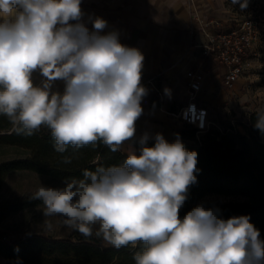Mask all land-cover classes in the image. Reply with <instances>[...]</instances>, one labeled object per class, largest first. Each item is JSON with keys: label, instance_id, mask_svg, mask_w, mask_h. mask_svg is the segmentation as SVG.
<instances>
[{"label": "clouds", "instance_id": "1", "mask_svg": "<svg viewBox=\"0 0 264 264\" xmlns=\"http://www.w3.org/2000/svg\"><path fill=\"white\" fill-rule=\"evenodd\" d=\"M230 2L241 11L248 7V0ZM81 5L0 0V116L26 137L47 128L56 153L100 144L118 152L127 145L125 157L85 168L82 178L65 177L60 187L42 184L30 199L42 203L45 217H60L86 240L138 248L134 264H264V239L249 215L225 218L206 202L180 215L197 183L198 153L178 133L172 142L160 132L136 137L148 95L145 57L122 44L118 30L105 32L102 17L85 19ZM255 117L264 136V110Z\"/></svg>", "mask_w": 264, "mask_h": 264}, {"label": "trees", "instance_id": "2", "mask_svg": "<svg viewBox=\"0 0 264 264\" xmlns=\"http://www.w3.org/2000/svg\"><path fill=\"white\" fill-rule=\"evenodd\" d=\"M256 113L248 120L236 123L227 121L220 128L209 127L201 136L197 128L182 131L181 138L189 151L198 153L197 183L189 190L180 215L183 216L209 194L238 199L208 201L223 210L225 218L232 215H249L250 222L260 230L264 239V136L254 127ZM154 140H149L151 146ZM50 130L42 128L33 136L17 134L13 125L0 116V147H12L18 155L0 162V190L9 173L30 170L62 180L65 177L82 178V170H95L99 165L119 164L123 151L111 152L100 144L80 149L71 146L63 154L56 153ZM71 157L70 164L63 157ZM30 196L15 201H0V224L11 214L27 207L42 204ZM18 249V251L16 250ZM131 246L115 249L101 240L80 236L54 239L41 234L28 235L18 240H6L0 232V255L4 264H134Z\"/></svg>", "mask_w": 264, "mask_h": 264}, {"label": "crops", "instance_id": "3", "mask_svg": "<svg viewBox=\"0 0 264 264\" xmlns=\"http://www.w3.org/2000/svg\"><path fill=\"white\" fill-rule=\"evenodd\" d=\"M208 4L209 0H82L85 19L88 14L102 17L108 22L105 32L118 30L120 42L138 48L145 57L142 84L148 95L136 123L137 138L144 132L152 136L160 132L169 142L177 133L181 138L184 122L174 113L188 102L187 72L205 75L203 90L208 72L220 70L222 74V66L205 54L203 45L208 39L196 23V16L213 19L204 13ZM34 79L39 83L38 75ZM56 87L63 91L62 82ZM165 87L171 90L170 96L164 94Z\"/></svg>", "mask_w": 264, "mask_h": 264}, {"label": "rangeland", "instance_id": "4", "mask_svg": "<svg viewBox=\"0 0 264 264\" xmlns=\"http://www.w3.org/2000/svg\"><path fill=\"white\" fill-rule=\"evenodd\" d=\"M204 13L219 22L221 30H240L249 27L255 35L245 68L237 82L227 87L222 82L220 70L207 73L206 85L201 91L200 104L204 108L199 124L193 126L185 123L182 131L197 128V136H201L209 127L220 128L222 123L238 120L246 121L253 113L264 110V0H248L247 9L241 11L239 5L233 6L230 0H209ZM211 20V19H210ZM215 67L216 64L214 63ZM203 128V129H202ZM187 141V140H185ZM18 155L12 147H0V162ZM60 187L62 180L38 174L30 170L12 171L6 177L0 190V201H15L32 195L41 185ZM238 198L219 194H209L200 202L229 201ZM51 225V228L48 225ZM0 232L6 240H18L28 235H45L54 239L82 236L78 231L66 228L58 216L45 217L43 205L27 207L9 215L1 224ZM101 240V239H99ZM105 245L107 242L101 240ZM5 260L0 255V264Z\"/></svg>", "mask_w": 264, "mask_h": 264}, {"label": "built area", "instance_id": "5", "mask_svg": "<svg viewBox=\"0 0 264 264\" xmlns=\"http://www.w3.org/2000/svg\"><path fill=\"white\" fill-rule=\"evenodd\" d=\"M196 23L208 39V42L203 45L205 54L213 57L222 66L223 84L227 87L233 86L244 71L255 39L254 33L247 26L240 30H221L216 19L209 20L199 16H196ZM187 76L189 79L188 102L174 115L187 125L204 126V124H199L201 112L204 109L199 103V94L203 90L205 75L196 70H189Z\"/></svg>", "mask_w": 264, "mask_h": 264}, {"label": "bare ground", "instance_id": "6", "mask_svg": "<svg viewBox=\"0 0 264 264\" xmlns=\"http://www.w3.org/2000/svg\"><path fill=\"white\" fill-rule=\"evenodd\" d=\"M201 115H202V112H201Z\"/></svg>", "mask_w": 264, "mask_h": 264}]
</instances>
